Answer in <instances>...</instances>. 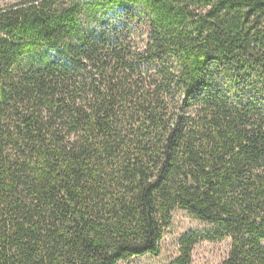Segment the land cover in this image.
Wrapping results in <instances>:
<instances>
[{
    "label": "trees",
    "instance_id": "obj_1",
    "mask_svg": "<svg viewBox=\"0 0 264 264\" xmlns=\"http://www.w3.org/2000/svg\"><path fill=\"white\" fill-rule=\"evenodd\" d=\"M264 264V0L0 6V264L157 256L172 214Z\"/></svg>",
    "mask_w": 264,
    "mask_h": 264
},
{
    "label": "rangeland",
    "instance_id": "obj_2",
    "mask_svg": "<svg viewBox=\"0 0 264 264\" xmlns=\"http://www.w3.org/2000/svg\"><path fill=\"white\" fill-rule=\"evenodd\" d=\"M28 0H0V6H10ZM170 225L164 230L157 256H143L120 264H167L178 255V239L189 230H203L206 226L199 223L182 211L172 214ZM230 241L202 242L195 246L190 264H221L228 252ZM264 246V242H263Z\"/></svg>",
    "mask_w": 264,
    "mask_h": 264
}]
</instances>
